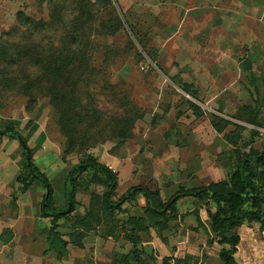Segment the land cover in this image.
<instances>
[{
	"label": "rangeland",
	"instance_id": "rangeland-1",
	"mask_svg": "<svg viewBox=\"0 0 264 264\" xmlns=\"http://www.w3.org/2000/svg\"><path fill=\"white\" fill-rule=\"evenodd\" d=\"M64 1L61 8L53 5L57 0H0V117L39 122L56 151L73 152L67 164L82 149L76 143L94 141L87 151L113 161L117 196L143 185L164 203L180 187L227 178L254 143L264 150V0H118L122 25L109 22L116 14L107 6L91 25L93 36L80 31L75 42L79 1ZM108 23L117 31L105 35ZM52 46L59 53L56 71ZM86 57L98 72L92 84ZM64 78L74 87L59 91ZM85 87L98 106L91 107L101 111L88 123L80 111L89 98ZM204 202H182L179 210L198 211ZM89 205L92 213L103 212L93 196ZM128 209L132 204L121 212ZM173 209L156 229L166 227Z\"/></svg>",
	"mask_w": 264,
	"mask_h": 264
},
{
	"label": "crops",
	"instance_id": "crops-1",
	"mask_svg": "<svg viewBox=\"0 0 264 264\" xmlns=\"http://www.w3.org/2000/svg\"><path fill=\"white\" fill-rule=\"evenodd\" d=\"M129 8L126 5L124 12H130ZM180 26L174 29L176 33ZM10 127L25 137L35 166L46 175L50 185V204L55 209L66 208V177L71 167L80 162L81 154H74L75 161L71 163L69 160L70 164H67L70 155L64 156L62 150L56 151L45 128L35 120L23 123L0 117V130ZM254 148L258 149L255 143ZM87 153L115 172L112 160L103 161L97 155ZM49 154H52L51 159ZM47 158L49 162L44 164ZM24 165L20 143L5 134L0 135V264H224L220 251L229 249L230 245L222 241L221 234L212 231L205 204L198 211L193 207L179 210L182 202L193 203L200 199L183 197L177 200L168 224L159 230L146 213V199L142 194L123 203L122 207L132 204V211L104 208L102 194L108 181L104 174L87 170L77 179L73 210L54 225L51 217L41 213V202L48 190L37 181L22 190V184L16 180L25 175ZM116 177L113 200L132 187L117 196L120 181L117 174ZM226 177L218 181L227 180L229 176ZM91 186H100L103 190L98 193ZM79 195L85 196V201L81 202ZM92 196L104 212H100V216L91 212ZM79 208L81 213H77ZM118 213L124 214L119 216ZM110 215L112 221L108 219ZM67 221L70 223L64 224ZM94 221L96 225H93ZM224 236L237 237L232 254L237 264H264V213L259 221H243ZM51 237L65 244L59 245L54 240L55 244L50 245Z\"/></svg>",
	"mask_w": 264,
	"mask_h": 264
},
{
	"label": "trees",
	"instance_id": "trees-1",
	"mask_svg": "<svg viewBox=\"0 0 264 264\" xmlns=\"http://www.w3.org/2000/svg\"><path fill=\"white\" fill-rule=\"evenodd\" d=\"M61 1V2H59ZM79 9L77 13L78 21H80L81 26L76 27L74 31V36L72 37L73 42L77 41L79 37V32L85 34V37L90 38L93 36L91 25L99 21L98 16L101 14L102 10L105 9L107 6H110L113 11H115V17L109 22H112L114 19L121 21V11L117 8V0H96L94 2H90V0H78ZM117 3V4H116ZM65 1L64 0H57V2H53V5L60 6L61 8L64 7ZM123 17V16H122ZM76 19H74L75 21ZM30 19L25 18V23H29ZM77 26V25H76ZM113 26L107 25L105 27L102 26V29L105 30L104 34H112L114 31H117V28H111ZM56 47L52 46L49 48L51 52L50 55H53L54 58L51 60L55 65L53 68L54 71L58 70L57 67V58H58V50H55ZM89 58L86 57V68L89 69V76L91 77V84L93 82L98 81V72H93V68H91L89 63ZM34 62L39 67L41 66V61L39 55L36 56ZM109 63V59L105 61ZM105 63V65H107ZM107 69V68H106ZM88 71V70H87ZM41 72V67L39 73ZM38 73V74H39ZM86 73V72H84ZM81 73V74H84ZM104 73V72H103ZM34 76H37L36 74ZM79 77V76H78ZM77 77V81L84 79V76ZM65 79V78H64ZM88 80V77H87ZM89 80L86 81V85L89 87ZM109 85V84H108ZM103 85L102 88L105 89L106 86ZM65 86H70L71 88L74 87L71 82L67 83L66 79L64 80L63 84H60V87H55L61 91ZM85 87L86 96H89L88 102L84 107H80V111L83 112V118L88 123L89 117H94L96 114V109L92 107H98L96 103H93L91 95L88 94ZM89 89V88H87ZM56 95L58 97H63L64 94L57 92ZM73 95L69 98L71 101ZM91 102V103H89ZM92 106V107H91ZM76 107L73 106L71 111L76 116L78 115L76 112ZM78 111V109H77ZM59 117L58 123L62 120V112L58 110ZM79 113V112H78ZM98 113V112H97ZM101 115V111L98 113ZM91 125L89 123L88 127L86 128L85 134L88 136L87 139L90 138L89 132L92 130ZM216 127V126H215ZM64 128L66 126L64 125ZM222 127H216L217 132H221ZM5 134L12 139L17 140L22 149L23 155L25 158V175H20L17 177V181L22 184V190L27 188L28 185L32 181L39 182L45 189L48 190V195H44L42 202H41V213L45 217H51L53 224L56 225V222L61 218L64 217L66 214H69L75 204V191L77 187V179L81 175V173L92 170L95 173L104 174L105 178L108 181L107 187L102 194L104 208L108 210H122V205L126 201L135 200L138 194H142L146 199V213L152 218L154 225H159L160 221L159 218L167 217V212L171 210L174 204L183 197H192L201 200H205L206 212L211 221V229L218 234L223 236L222 241L228 243L230 245L229 249H222L220 251V259L224 262V264H237L233 258V252L235 250V246L237 243V237H225L224 234L228 233L231 229L235 228L236 226L240 225L243 221H259L261 219L262 214L264 213V150H258L253 146L250 147L249 153L245 155L244 159L237 164V166L230 172V175L227 180H221L216 182H211L207 185L198 186V187H180L169 199L168 201L160 202L155 201L153 199V191L149 190L146 187L136 185L130 187L123 195H121L116 200H113L114 191L117 186V177L116 174L110 170L105 165L99 163L92 155L87 153V149L94 147L95 142L92 140L81 141V144H77L75 139L71 140L72 143H76L79 147H82L80 151H77L81 154V160L78 164L71 167L69 170L66 181H65V197L67 201V206L64 209H55L50 204V185L48 183V179L46 175L41 172L34 164L32 160L31 151L27 145V141L25 137L14 127L6 128L0 130V135ZM255 134L253 133L252 136ZM73 145V146H74ZM73 152H66L63 151V155L66 156ZM29 158V161H28ZM96 175L94 176L95 182ZM246 205H249L250 208L246 209ZM172 207V208H171ZM171 208V209H170ZM162 229V228H160ZM53 232V230H52ZM55 235V234H54ZM53 236V233H52ZM56 236V235H55ZM56 242V237L50 238V245H54ZM57 244L64 245L65 242L62 240H58Z\"/></svg>",
	"mask_w": 264,
	"mask_h": 264
},
{
	"label": "water",
	"instance_id": "water-1",
	"mask_svg": "<svg viewBox=\"0 0 264 264\" xmlns=\"http://www.w3.org/2000/svg\"><path fill=\"white\" fill-rule=\"evenodd\" d=\"M28 161H29V158H28Z\"/></svg>",
	"mask_w": 264,
	"mask_h": 264
}]
</instances>
